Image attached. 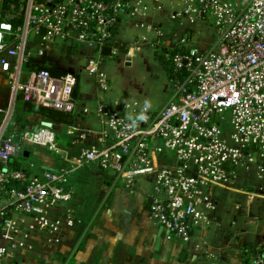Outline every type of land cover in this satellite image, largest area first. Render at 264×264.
I'll return each mask as SVG.
<instances>
[{"label":"built area","instance_id":"1","mask_svg":"<svg viewBox=\"0 0 264 264\" xmlns=\"http://www.w3.org/2000/svg\"><path fill=\"white\" fill-rule=\"evenodd\" d=\"M179 5L169 18L212 21L213 42L205 49L185 48L186 38L161 42L173 80L168 102L156 112L109 108L96 142L72 160L111 170L114 183L128 188L152 175L149 213L183 241L214 209L213 188L264 197V0H0V71L12 88L10 103L0 108V264L9 252L6 240L18 232L16 216L52 233L60 221L50 210L71 197L64 171L12 166L32 146L67 159L51 127L9 129L18 100L65 113L76 107V76L32 67L27 56L42 52L33 45L100 49L112 43L123 15H168L166 6ZM98 65L99 56L89 59L87 72L97 74ZM248 254L250 264H264V245Z\"/></svg>","mask_w":264,"mask_h":264},{"label":"crops","instance_id":"2","mask_svg":"<svg viewBox=\"0 0 264 264\" xmlns=\"http://www.w3.org/2000/svg\"><path fill=\"white\" fill-rule=\"evenodd\" d=\"M181 7L166 6L168 15L150 9L139 19L123 15L114 30L112 43L106 45L110 47L108 55H102L101 48L79 44L88 51L84 67L76 74L71 72L77 84L73 92L76 107L68 113L69 123H57L28 111L26 102L21 100L15 103L10 131L37 130L44 122H50L49 127L66 148L67 159L40 150L31 158L30 153L24 157L21 152V157L13 158L12 164L34 163L31 171L36 174L46 169L64 171V185L71 197L50 210V216L60 221V227L52 233L36 230L28 217L16 216L18 232L12 242L6 240L9 252L5 264H250L248 253L264 245V206L260 222L248 219L250 214L236 203L240 198L246 199L245 193L213 188L214 209L199 222L191 239L183 241L167 234L149 213L150 193L154 187L152 175L140 177L128 188L114 183L109 170L97 164L77 167L72 160L83 147L96 142L102 118L109 108L140 106L135 99L121 100L114 95L117 79L103 80L108 77L107 63L119 56L122 57L121 67H131L137 57L145 53L161 60L162 70L166 77L169 73L167 78L172 82L170 90L160 103L142 106L156 112L168 102L173 89L172 76L160 52L161 42L186 38L185 48L198 49H205L213 42L203 41L198 36L195 25L203 19L190 22L187 17L175 21L169 18L172 10ZM160 17L162 24L157 28L154 22ZM205 22L213 25L212 21ZM97 56V74L87 72L89 59ZM11 94V85L0 71V108L10 103ZM250 183L251 189L257 182L251 180ZM261 199L264 197L254 198L256 203Z\"/></svg>","mask_w":264,"mask_h":264},{"label":"rangeland","instance_id":"3","mask_svg":"<svg viewBox=\"0 0 264 264\" xmlns=\"http://www.w3.org/2000/svg\"><path fill=\"white\" fill-rule=\"evenodd\" d=\"M160 19L161 17L158 22H154L157 28L159 24H162V20ZM213 25L205 21L195 25L199 33L198 36L202 38L201 40L206 42H212L214 40L213 35L215 36V29L213 27H215V24L213 23ZM32 38L33 34L30 35V39ZM33 48H36L34 51L42 49V52L37 54V56H35V54L27 56L28 64H39L45 68L50 67L62 72H74L75 74L84 67L85 54L88 51L86 46L77 43L51 44L46 48L45 46L34 44ZM145 54L146 55L137 57L134 65L131 67H121L119 62L122 57L117 56V58H114L113 62L107 63L105 71L108 77L106 76L103 78L105 81H107V79L111 80V78L117 79L116 93L114 92V95H118L121 100H137L140 103V106H137L138 108H143L142 106L144 104L154 105L160 103L165 98L172 84L167 78L169 73L167 72L166 77L163 71L162 61L150 55L151 53ZM147 110L155 112L151 109ZM61 143L62 142L59 141V148L65 150V146ZM40 150L45 152V150L39 146H32L30 158L36 156L35 152L40 153ZM108 172L113 173L111 170ZM253 191L256 190L253 189ZM211 197H215L213 192H211ZM245 198V200L242 198L238 199L239 202L236 203L242 208L243 212L250 214H248V219L260 222L264 199L256 203L252 196L245 195ZM248 210L250 212H248Z\"/></svg>","mask_w":264,"mask_h":264},{"label":"trees","instance_id":"4","mask_svg":"<svg viewBox=\"0 0 264 264\" xmlns=\"http://www.w3.org/2000/svg\"><path fill=\"white\" fill-rule=\"evenodd\" d=\"M163 59V58H162ZM164 64H165V67L166 69L170 72V74H172L171 72V68L169 66V64L164 61ZM32 67H42L41 65L39 64H32ZM47 69H49L52 73H55V74H62L64 72L62 71H59V70H56V69H52V68H49V67H46ZM172 76V75H171ZM26 109L28 111H32V112H36L38 114H41L42 116L46 117V118H49L50 120L54 121V122H57V123H69L70 122V117L68 115V113H65V112H61V111H57V110H53V109H49V108H45V107H41V106H37L33 103H28L26 102ZM20 165V163L16 162V164H12L13 167H18Z\"/></svg>","mask_w":264,"mask_h":264},{"label":"water","instance_id":"5","mask_svg":"<svg viewBox=\"0 0 264 264\" xmlns=\"http://www.w3.org/2000/svg\"><path fill=\"white\" fill-rule=\"evenodd\" d=\"M110 53V47L109 46H103L102 48H101V54L102 55H108ZM74 95V94H73ZM43 125L44 126H50L51 125V123L50 122H44L43 123ZM29 151L28 150H23L22 151V156H24V157H27L28 155H29Z\"/></svg>","mask_w":264,"mask_h":264}]
</instances>
